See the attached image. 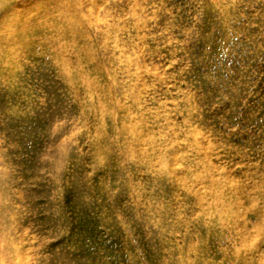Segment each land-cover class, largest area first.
I'll list each match as a JSON object with an SVG mask.
<instances>
[{
    "label": "rangeland",
    "instance_id": "374dc122",
    "mask_svg": "<svg viewBox=\"0 0 264 264\" xmlns=\"http://www.w3.org/2000/svg\"><path fill=\"white\" fill-rule=\"evenodd\" d=\"M0 264H264V0H0Z\"/></svg>",
    "mask_w": 264,
    "mask_h": 264
}]
</instances>
